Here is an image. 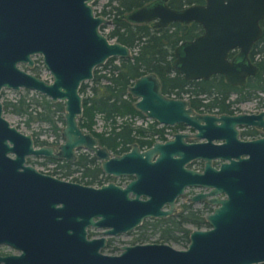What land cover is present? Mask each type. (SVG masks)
<instances>
[{
    "label": "water",
    "instance_id": "1",
    "mask_svg": "<svg viewBox=\"0 0 264 264\" xmlns=\"http://www.w3.org/2000/svg\"><path fill=\"white\" fill-rule=\"evenodd\" d=\"M91 2L27 0L26 37L39 36L40 52L52 79L17 68L13 57L6 59L8 64L0 73V87L24 86L64 104L63 141L55 149L49 144L36 145L30 133L11 124L3 115L0 100V243L21 250L0 255V263L264 262V135L240 139L237 128L253 125L264 130V110L218 115L195 112L187 99L165 95L158 76L146 72L128 86V92L136 97L134 106L163 124H189L197 129L195 136L207 140L186 143L183 134L176 133L173 139L155 142L143 151L134 144L129 151L111 156L91 132L79 125V87L92 79L94 68L109 57H129L132 52L102 32L100 26L112 20L95 14ZM125 18L135 23L153 21L155 26L200 23L203 31L180 41L173 50L172 65L186 79H205L219 73L226 82L244 86L247 76L258 70L249 51L263 32L260 21L264 18V0H204L182 8L172 7L166 0H151L127 12ZM28 51L11 53L24 54V59L31 60ZM212 139L220 142L213 143ZM78 149L93 152L105 172L135 173L136 178L124 187L113 181L94 186L63 181L23 164L29 155L74 159ZM193 156L205 158L202 171L184 166ZM212 157L221 159L217 167L211 165ZM19 166H23V172L17 170ZM11 179L14 184L10 185ZM188 184L208 189L194 194L192 200L203 199L215 206L205 216L209 226L192 229L185 248L147 242L125 244L119 253L111 254L101 250L105 236H87L88 227L116 234L137 226L144 217L172 212L175 197ZM141 194L147 197L140 198ZM165 201H169V209H162Z\"/></svg>",
    "mask_w": 264,
    "mask_h": 264
},
{
    "label": "trees",
    "instance_id": "2",
    "mask_svg": "<svg viewBox=\"0 0 264 264\" xmlns=\"http://www.w3.org/2000/svg\"><path fill=\"white\" fill-rule=\"evenodd\" d=\"M97 1L94 0L93 3ZM147 1L149 0H107L103 5L100 12L112 20L111 28L105 33L106 36L130 47L132 55L130 57H109L104 64L95 68L90 84L83 82L80 87L83 93L80 126L95 134L100 144L113 151L117 150L118 144L128 143L135 139L138 133L142 134V129L135 127L132 120L123 119L117 123V118L125 115L130 119L136 115L145 117L134 106L135 98L127 91L133 79L144 72L153 71L158 75L164 93L179 94L184 90L191 95L190 100L193 106L198 107L203 103L204 107L217 108L221 112H232L233 103L253 98L257 91L264 92V19L261 22L262 35L249 51V57L258 66V71L247 78L244 86L226 82L223 75L219 73L207 79H185L172 65L173 50L180 41L192 38L201 32V26L192 21L187 24L172 22L167 26L154 27L151 22L134 23L125 18L126 12ZM202 2L204 0H168L169 5L175 8ZM106 6L109 7L106 8ZM104 27L106 25L102 24L101 29ZM234 53L235 51L230 52L229 55L232 56ZM232 93L236 94L233 100L230 99ZM39 95L40 100L35 99L36 105L32 109L29 106L30 102H25L23 98H20L16 101H4V110L10 109L14 113L25 115L27 125L35 119L44 121L52 127L53 133L60 137L61 126L58 122L63 124V104L61 101L52 102L44 94ZM199 95L203 96L199 97ZM98 117L104 121L105 128L101 131L94 129ZM154 123L156 121L149 125ZM34 142L36 144L46 143L45 140H39L37 137L34 138ZM88 161L94 168L83 174L90 177L86 183H101L98 175L100 168L94 157L88 158ZM191 213L193 214V212H187L183 216V223H193L196 227L205 223L199 213L198 220H189ZM159 224L163 240L178 242L183 238L184 243L187 244L190 229L182 227L174 219ZM171 231L180 234L166 235V232ZM257 264H264V262Z\"/></svg>",
    "mask_w": 264,
    "mask_h": 264
},
{
    "label": "flooded vegetation",
    "instance_id": "3",
    "mask_svg": "<svg viewBox=\"0 0 264 264\" xmlns=\"http://www.w3.org/2000/svg\"><path fill=\"white\" fill-rule=\"evenodd\" d=\"M93 1L94 0H92L91 3H92L93 8H94ZM149 1H151V0H149ZM149 1H147V2H149ZM166 2L168 3V0H166ZM26 6H27V0H0V73H2V69L5 68L7 66V64H8V61L6 59H11L13 57V59L15 60V65L17 66V68H19V69H21V70H23V71H25L27 73H30L32 75H35V76L43 78L41 76V74H40L41 70H44V71H49V70L47 69V67H46V65L44 63L43 55L40 52V44H39L40 39H39V36L37 35L35 37H32L31 39H27V37H26L27 36V32H28L27 31L28 28H27ZM106 8H108V7L106 6ZM180 8H182V7H180ZM94 12H95V14H101V15L105 16L106 18H109L107 15L102 14L100 11H97L95 8H94ZM109 19H111V18H109ZM263 19H261L260 24H261ZM147 22H151L154 27H161V26H155L153 21H147ZM190 22H192V21H190ZM190 22H187V23H190ZM139 23H142V22H139ZM180 23H182V22H180ZM187 23H183V24H187ZM169 24H167V25H169ZM198 24H200V23H198ZM105 25H107V24H105ZM167 25H164V26H167ZM200 26H201V32H202L203 31L202 25L200 24ZM261 26H262V24H261ZM100 29H101V26H100ZM101 30H102V32L104 34L108 31V30L105 31L104 29H101ZM201 32H199L198 34H200ZM111 40H113V39H111ZM27 51L29 52V56H30L31 60L24 59V54H20V55L16 56L15 54L11 53V52L27 53ZM234 51L236 52V50H234ZM115 57H117V56H115ZM104 63H102V64H104ZM102 64L96 66L95 68L100 67ZM95 68H94V70H95ZM94 70H93V75H94ZM147 72H153V71H147ZM49 73H50V71H49ZM144 73H146V72H144ZM50 75H51V73H50ZM250 75H253V74H250ZM250 75H248L247 78ZM247 78H246V81H247ZM43 79H45V78H43ZM51 79H52V75L50 76V79H45V80H51ZM201 79H203V78H201ZM205 79H207V78H205ZM0 80H1V77H0ZM90 80H86V81H83V82H89V84H90ZM159 80H160V78H159ZM104 81H106V80H104ZM82 83H81V85H82ZM160 84H161V80H160ZM81 85H80V87H81ZM233 85H235V84H233ZM80 87H79V92L82 95V110H83V93L80 91ZM20 88H27V87L20 86L18 89H20ZM7 89L18 90L16 88L8 87V86H6L4 84L1 85V87H0V100L2 101V104H3V112L5 111L4 110V101L9 100V99L8 98H4V100H3L2 95L5 94ZM32 90H34V89H32ZM127 91H128V87H127ZM161 91H162V89H161ZM37 92H38V95L39 94H44V93L39 92V91H37ZM164 94L167 95V96H171V97H180V98L187 99L188 102H189V106L195 112H199V113H214V114L218 115L220 113L234 114V113H238V112H245V111H236V108H234L233 106H232V112H226V111L221 112V111H218L217 108L209 109L207 107H204L203 103L201 105H199L198 107H195L191 103V100H190L191 99L190 98L191 95L189 94V92L184 91V90H182L179 94H176V92L164 93ZM232 94H234V97L231 98ZM232 94L230 95V99L231 100L236 98V94L235 93H232ZM45 96H47V95H45ZM202 96L203 95H199V97H202ZM134 98L136 100V97H134ZM135 100H134V102H135ZM57 101H59V100H57ZM57 101H52V102H57ZM202 101H206V99H204V100L202 99ZM259 102L261 104L260 105L261 106L260 109H258L257 111H254V112H247V113H257V112H259L261 110H264V103H263L264 102V97H263V100L260 97ZM235 103H237V102H235ZM63 113H64V104H63ZM63 113H62V115H63ZM121 118H122V120L123 119L132 120L133 121V125H135V127H139V128L142 129V134L138 133L135 136V139L129 141L128 143H124V144L120 143V144H118L117 150H115V151H113L112 149L108 148L107 146L99 143L100 145L105 146L109 150L111 156L112 155H120V154H122L124 152L129 151L133 147L134 144H136L138 146L140 151H143L145 149H148V148L152 147L155 142L164 143L167 140L173 139L175 137L176 133L183 134V141L186 142V143H197V142H204V141L207 140L204 137L195 136V133L197 132V129L193 128L191 125L186 124L184 122H176L174 124H163V123H160V122H158V121H156V120H154L152 118H149V120H148V117H146V116L142 117V116H138V115L133 116L132 119H130V117H127L126 115L123 116V117H120V119ZM136 119H138L140 121L142 120V122L144 121V124H139L140 123L139 121L137 123H135ZM154 121H156V123H154L152 125H149L151 122H154ZM78 122H79V119H78ZM120 122L117 121V123H120ZM63 124H64V121H63ZM94 126H95V124H94ZM62 127L63 126H61V129H62ZM237 128L239 130L238 138H240V139H245V140L246 139H253V138H257V137H260V136L264 135V130L262 128L256 127V126H253V125H240ZM83 129L85 131H89V130H87L85 128H83ZM97 131H101V130H97ZM89 132H91V131H89ZM93 135L97 138V140L99 142L98 137L95 134H93ZM32 137H33V135H32ZM60 137H62V136L60 135ZM33 140H34V137H33ZM212 142L213 143H219L220 140L212 139ZM46 143H43V144H46ZM36 145H42V144H36ZM57 148H58V146L55 147V149H57ZM80 151H83V152H80ZM10 155L12 156L11 153H10ZM35 156H37V155H35ZM156 156H157V153L153 155L152 160H155ZM172 156L176 157V154H173ZM12 157H14V156H12ZM38 157L40 158V160H39L40 162L39 163L43 165L42 168H39L34 163H31L29 161L28 156H26L23 164L24 165L30 164V165L34 166L39 172H42L44 174H49V175H51V176H53L55 178H58L60 180L67 181V182H77V183H81V184L99 186V185H101L103 183H107V182L113 181L116 184L124 187V186H126V184L130 180L136 178L135 173H132V174L125 173V174H117V175H115V174H112V173L105 172L101 168L100 159L98 157H96V155L93 152L89 151V150L78 149L76 151V157L74 159H68V158H64V157H61V158L60 157H50V156H38ZM92 157H94L95 162L98 164V166L100 168V172H99L98 175H99V178L101 179V183H99V184H97V183H94V184L86 183L90 179V177L87 176V175H83L84 173L86 174L87 172H90L94 168L93 165L90 163V161H88V158H92ZM205 161L206 160H205L204 157H195V156H193V157L189 158L184 163V166L187 167V168H190V169L197 170V171H202L203 167L205 165ZM220 162H221V159L218 158V157H212L211 158V165L212 166H216L217 167ZM17 170L20 171V172H23V166H19L17 168ZM75 172L80 173V176L77 177ZM10 178H11V176H10ZM122 180H123V182H121ZM11 182H10V185L14 184V179H11ZM207 190H208L207 188H204V187H202L200 185H193V184L185 185L184 188H183V191L181 193H179L174 199V208H173L172 212H170V213H168L166 215H163V216H147V217H144L137 226H135L132 229H129L127 231L118 232L116 234H113V233L112 234H103L102 233L103 228L88 227L87 228V236L88 237L105 236V238H106L105 245L101 249L103 251H104L105 248L110 247V244H111V242L113 240L112 236H116V235H119V234H128V233H131V232L133 234H135L133 236L132 240L130 242H126V243H124L122 245H125V244L126 245H133V244L147 243V242L167 243L166 242L167 240H163V236L161 234V230L162 229H161V225L159 223H162L164 221H171V220L174 219L176 222H179L182 227L183 226L186 227L185 226L186 223H183V216L185 214H187V212L188 213L189 212H193V214L191 213V215H189L191 218H189L186 215L189 220H198V218H199L198 215L200 214L204 218L205 223H203L200 227H196L195 225H193V223H189V224H192L195 228H202V227H208L209 226L207 221H206V219H205V216H206V214H208L209 212H211L213 210V207L215 205L211 204V203H209V202H207L206 200H203V199H199V200H192L191 199V197L194 194H196L197 192L207 191ZM186 191H188V195L189 196L187 197V200H185L184 202L181 203L180 210H177L178 200H179V198H181L183 196L184 193H186ZM129 195L130 196H134V194H132L131 192H130ZM139 197L140 198H146L147 196L141 194ZM194 202H202V204L204 205V208H208L207 209L208 213H205L207 211L202 209V208H192L191 206H192V204ZM57 205H60V203H57ZM169 208H170L169 201H165L163 203V205H162V209H169ZM194 215H195V217H194ZM187 228L190 229L189 227H187ZM92 229L93 230L94 229H100L101 230V234L100 235H94L92 233ZM191 230L192 229H190L189 232H188L187 244L189 242V233H190ZM155 233H157V238H155L152 241H148L150 235L155 234ZM167 234L168 235H171V234L178 235L180 233H177L176 231H174V232L171 231V232H166V235ZM178 242L183 243L184 242L183 238L180 239ZM121 246H120L119 251L117 253H119L121 251ZM9 249H10V251H9ZM20 252H21V250L17 249L16 247L12 246L11 244H9L7 242L0 243V255L18 254ZM117 253H111V254H117Z\"/></svg>",
    "mask_w": 264,
    "mask_h": 264
},
{
    "label": "rangeland",
    "instance_id": "4",
    "mask_svg": "<svg viewBox=\"0 0 264 264\" xmlns=\"http://www.w3.org/2000/svg\"><path fill=\"white\" fill-rule=\"evenodd\" d=\"M106 2H107V0H99L98 2H96L94 4V8L97 11H101L103 4H105ZM107 7H109V6H107ZM110 28H111V24H109V25L107 24L106 27H104V30L107 31ZM40 74L43 78L50 79L51 75H50L49 71L41 70ZM232 97H234V94L231 95V98ZM260 97L263 100L264 92L257 91L256 95L253 98H250L247 100H242L240 102L234 103L233 107L236 108V111H245V112L257 111L261 107L260 106L261 104L259 102ZM2 98H3V100H4V98H8L11 101H16L20 98H23L25 100V102H30L29 106H30V109H32L36 105L34 103L35 99L40 100V95H38L37 91L32 90V89H28V88H20L18 90L7 89L5 94L2 95ZM3 115L9 120V122L11 124L17 126V128L20 131L25 132V133H30L31 135H33L34 138L37 137L39 140H45L47 142L46 144H50L54 147H57L63 141L62 137L56 136L52 131V127L44 121H40V120L35 119V120H31L29 122V125H27L25 115H20V114L14 113L10 109L5 110L3 112ZM121 120H122V118L121 119H120V117L117 118V121L120 122ZM148 120H149V118H148ZM138 121L140 122L139 124H144V121L142 122V120L140 121L138 119L135 120V123H137ZM58 125L63 126V124L61 122H58ZM94 128L96 130H103L105 128L104 127V121L100 117L97 118ZM80 152H83V151H80ZM28 158H29V161L31 163H34L37 167H39V168L43 167V165L39 163L40 158L38 156L29 155ZM75 174L77 177L80 176V173H78V172H75ZM121 182H123V180ZM188 196H189L188 191H186V193H184L183 196L181 198H179L178 203H177V210H180L181 203L184 202L185 200H187ZM191 207L192 208H202L206 211L208 209V208H204V205L202 204V202H194ZM205 213H208V211ZM185 226L189 227L190 229L195 228L192 224H189V223H186ZM202 228H207V227H202ZM92 233L94 235H100L101 230L100 229H94V230L92 229ZM134 235L135 234H133L131 232L128 234H119L116 236H112L113 240L110 244V247L105 248L104 251L106 253H117L119 251L120 246L126 242H130ZM155 238H157V233L150 235L148 241H152ZM166 242L171 244L175 248H185L187 246V244H185L184 242L181 243V242H176L173 240H167ZM9 251H10V249H9Z\"/></svg>",
    "mask_w": 264,
    "mask_h": 264
}]
</instances>
